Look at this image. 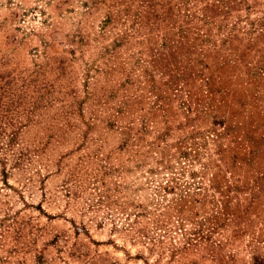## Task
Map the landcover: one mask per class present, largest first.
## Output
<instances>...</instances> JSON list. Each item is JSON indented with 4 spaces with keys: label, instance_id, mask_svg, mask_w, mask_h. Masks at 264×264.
<instances>
[{
    "label": "rangeland",
    "instance_id": "obj_1",
    "mask_svg": "<svg viewBox=\"0 0 264 264\" xmlns=\"http://www.w3.org/2000/svg\"><path fill=\"white\" fill-rule=\"evenodd\" d=\"M0 264H264V0H0Z\"/></svg>",
    "mask_w": 264,
    "mask_h": 264
}]
</instances>
